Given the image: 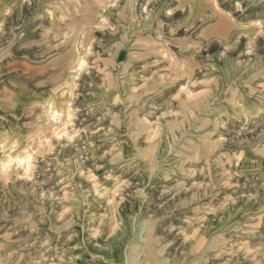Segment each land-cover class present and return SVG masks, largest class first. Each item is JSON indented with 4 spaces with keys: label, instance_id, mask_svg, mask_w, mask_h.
<instances>
[{
    "label": "rangeland",
    "instance_id": "rangeland-1",
    "mask_svg": "<svg viewBox=\"0 0 264 264\" xmlns=\"http://www.w3.org/2000/svg\"><path fill=\"white\" fill-rule=\"evenodd\" d=\"M0 264H264V0H0Z\"/></svg>",
    "mask_w": 264,
    "mask_h": 264
},
{
    "label": "bare ground",
    "instance_id": "bare-ground-1",
    "mask_svg": "<svg viewBox=\"0 0 264 264\" xmlns=\"http://www.w3.org/2000/svg\"><path fill=\"white\" fill-rule=\"evenodd\" d=\"M1 152H2V151H1ZM117 237H118V236H117ZM122 240H123V239H122ZM104 245H105V244H104ZM104 245H103V246H104ZM108 246H109V245H108ZM121 246H122V245H121ZM108 250H109V249H108ZM109 251H110V250H109ZM110 252H111V251H110ZM112 254H113V253H112ZM113 258H114V257H113Z\"/></svg>",
    "mask_w": 264,
    "mask_h": 264
},
{
    "label": "crops",
    "instance_id": "crops-1",
    "mask_svg": "<svg viewBox=\"0 0 264 264\" xmlns=\"http://www.w3.org/2000/svg\"><path fill=\"white\" fill-rule=\"evenodd\" d=\"M43 65V64H42Z\"/></svg>",
    "mask_w": 264,
    "mask_h": 264
}]
</instances>
